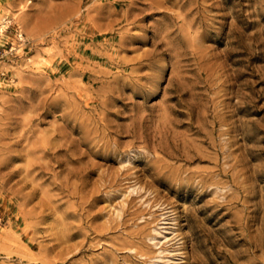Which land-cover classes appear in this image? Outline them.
Instances as JSON below:
<instances>
[{
  "label": "rangeland",
  "instance_id": "obj_1",
  "mask_svg": "<svg viewBox=\"0 0 264 264\" xmlns=\"http://www.w3.org/2000/svg\"><path fill=\"white\" fill-rule=\"evenodd\" d=\"M0 264H264V0H0Z\"/></svg>",
  "mask_w": 264,
  "mask_h": 264
},
{
  "label": "bare ground",
  "instance_id": "obj_2",
  "mask_svg": "<svg viewBox=\"0 0 264 264\" xmlns=\"http://www.w3.org/2000/svg\"><path fill=\"white\" fill-rule=\"evenodd\" d=\"M2 27V26H1ZM3 29V28H2Z\"/></svg>",
  "mask_w": 264,
  "mask_h": 264
}]
</instances>
